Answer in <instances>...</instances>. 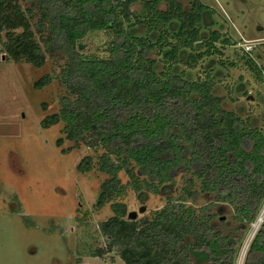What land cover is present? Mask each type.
Wrapping results in <instances>:
<instances>
[{"label":"trees","instance_id":"16d2710c","mask_svg":"<svg viewBox=\"0 0 264 264\" xmlns=\"http://www.w3.org/2000/svg\"><path fill=\"white\" fill-rule=\"evenodd\" d=\"M210 16L209 6L195 0L190 8L180 0H0L9 58L36 67L47 56L64 61L33 84L42 89L57 79L66 89L59 111L42 121L63 123L57 146L66 139L74 145L63 153L103 149L98 169L108 177L95 206L110 204L112 215L99 225L107 246L92 256L117 249L126 264H237L264 207V131L218 95V78L204 62L224 54L218 44L233 42ZM92 32L112 37L106 56L80 48ZM245 63L264 81L251 55ZM94 164L87 155L77 170L90 172ZM180 174L186 185L173 195ZM130 192L143 202L153 195L167 201L130 219ZM225 205L235 224L222 229ZM243 264H264V218Z\"/></svg>","mask_w":264,"mask_h":264},{"label":"rangeland","instance_id":"374dc122","mask_svg":"<svg viewBox=\"0 0 264 264\" xmlns=\"http://www.w3.org/2000/svg\"><path fill=\"white\" fill-rule=\"evenodd\" d=\"M188 8L193 0H180ZM209 6L212 26L231 38L224 54L204 62L218 78V95L224 107L238 112L253 126L264 131V81H258L245 61L251 55L264 71V0H195ZM163 3L162 8H167ZM139 9V5L134 6ZM106 32H92L82 41L87 55L106 56L111 41ZM4 32L0 35V264H126L117 249L103 258L91 255L107 246L100 223L112 215L110 204L96 208L101 182L108 176L98 169L103 149L83 145L72 147L64 141L63 123L45 127L43 119L60 109L66 89L57 79L35 89L34 82L46 73L58 72L64 61L47 56L44 66L16 61L4 52ZM253 44V49H247ZM246 52V53H245ZM248 52V53H247ZM221 59L224 65L220 63ZM233 62L234 66L228 65ZM197 70L192 71V76ZM264 80V76H263ZM95 157L90 172H79L77 165L87 156ZM123 181L128 176L122 174ZM180 174L173 187L178 195L186 185ZM125 201L128 211L138 218L160 209L166 195H153L143 202L130 192ZM201 199L196 204H203ZM146 206L145 212H139ZM221 205L214 207L215 211ZM264 213V207L262 209ZM233 208L225 205L218 217L222 229L235 224ZM264 214L258 218L261 225ZM226 220L227 224H222ZM254 224V223H253ZM248 230L237 261L243 264L247 249L256 234ZM260 227V226H259ZM259 229V228H258Z\"/></svg>","mask_w":264,"mask_h":264},{"label":"water","instance_id":"95a60500","mask_svg":"<svg viewBox=\"0 0 264 264\" xmlns=\"http://www.w3.org/2000/svg\"><path fill=\"white\" fill-rule=\"evenodd\" d=\"M80 48H83L82 44H80ZM145 210H146V206H142V207H140L139 212L143 213V212H145ZM128 217L130 219H136L138 217V212L137 211H131V212H129Z\"/></svg>","mask_w":264,"mask_h":264},{"label":"bare ground","instance_id":"6f19581e","mask_svg":"<svg viewBox=\"0 0 264 264\" xmlns=\"http://www.w3.org/2000/svg\"><path fill=\"white\" fill-rule=\"evenodd\" d=\"M263 214H264V213H263V211H262L260 217H261ZM260 217H259V219H260ZM253 225H254V230L257 228V229H256V231H257L258 228H259V226H260V224H259L258 222H256V223H254Z\"/></svg>","mask_w":264,"mask_h":264},{"label":"built area","instance_id":"2783aa9c","mask_svg":"<svg viewBox=\"0 0 264 264\" xmlns=\"http://www.w3.org/2000/svg\"><path fill=\"white\" fill-rule=\"evenodd\" d=\"M247 49H253V44H249L248 47H246Z\"/></svg>","mask_w":264,"mask_h":264}]
</instances>
